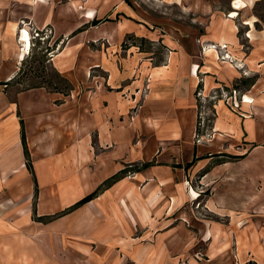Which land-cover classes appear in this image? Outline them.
<instances>
[{
  "label": "rangeland",
  "instance_id": "obj_1",
  "mask_svg": "<svg viewBox=\"0 0 264 264\" xmlns=\"http://www.w3.org/2000/svg\"><path fill=\"white\" fill-rule=\"evenodd\" d=\"M14 1L0 0V18L16 14L18 54L24 29L32 47L8 85L11 95L24 96V167L14 181L0 167V264H264V62L247 64L250 31L264 30V2L231 18L232 0H221L225 12L212 22L181 0ZM254 19L259 26L249 27ZM229 21L241 55L231 44L203 40L206 28ZM8 25L0 22V36ZM26 94L49 101L47 118L64 116L63 142L93 150L69 149L66 167L49 165L59 151L32 122L30 141ZM246 95L255 100L248 107ZM246 122L256 125L254 139ZM246 171L259 181L241 178ZM42 174L45 190L67 194L53 214L38 211ZM31 181L28 203L16 194ZM99 188L98 197L74 207ZM250 192L258 205L240 199ZM121 226L130 236L98 244L99 230Z\"/></svg>",
  "mask_w": 264,
  "mask_h": 264
},
{
  "label": "crops",
  "instance_id": "obj_2",
  "mask_svg": "<svg viewBox=\"0 0 264 264\" xmlns=\"http://www.w3.org/2000/svg\"><path fill=\"white\" fill-rule=\"evenodd\" d=\"M236 1L237 0H232L229 3L230 10H237V8H235ZM242 1L247 6L237 10L236 12H238V15L246 13L248 16H250L251 13L253 12V9L257 6V3L262 2L264 0H242ZM18 2H19L18 0H16V2L14 1L15 5H18L17 4ZM181 2L186 4L191 9V11L196 15L206 16L210 18L212 22L220 21L221 15H223L225 12L224 10L219 9L218 7V4L221 3V0H181ZM29 3H30L29 0H27V4ZM10 5L7 7H10ZM230 12L233 13L234 11H230ZM29 15L30 14H27V17ZM14 17H17L16 14H5L3 18H0L1 23L10 24L5 28H3L2 36H0V167L5 168L4 172L11 173L10 178H8L9 181H14L15 178L18 177L19 165L24 167L23 166L24 161L20 159L21 156L20 126L18 120V107H19L18 103L20 100L22 104L23 101L22 99H20V97H24V96H20V95L18 96L17 93L11 95L10 94L11 89L8 88L7 85H2L3 83L11 82L13 78L16 76V73L18 71L19 54L17 47H15L13 44V35H14L13 32L16 30V28H14L13 26L14 24L18 23V19H15L16 21L12 20ZM253 21L254 23L258 22L257 19H254ZM234 27L235 26L232 25V21H229L228 23H226V25H222L219 28H216L215 26L208 27L206 28L205 34L202 35L203 40L216 42L217 44H224V43L231 44L239 51L238 53H236V55H241L242 52L237 47V44L239 43L238 41L239 39L234 30ZM249 27L251 26L249 25ZM5 31L7 32L5 33ZM250 35L248 36L249 37L248 39L253 47L251 49L250 57L247 60V64L252 68L255 65L254 63L256 60L264 62V30H260V31L251 30ZM207 67L209 68L212 66H207ZM230 71L232 70H229V72ZM224 76L226 77L225 73L223 74L222 77L224 78ZM5 87L8 88L7 91ZM26 102L27 105L21 107L23 114H25L24 118L27 121V129H28V135L30 141H31L32 132L30 133L29 126L30 123L32 122L33 124L36 123V125L40 127L41 130L40 132H43L38 134L46 133L48 135L49 137L48 139L50 140L49 148L59 152L61 151V153L58 152V154L55 157L58 160L53 162L48 161L49 165L61 161V164L58 163V166L66 167L67 158L72 157L71 152L70 154H68L67 150L69 149L71 151H76V152L78 151L91 152V150H93V147L92 146L89 147L88 143L67 144L63 142V139L61 138L60 135L64 134L66 131L65 129H63L64 126L62 124L64 116H61V114L58 112V114L55 115L53 118H51V116H49L50 118H47V114L50 112H48V110H45L44 105L47 102H49L48 100H45L43 97L39 95L26 94ZM72 118H75V115L73 113L65 117L66 120H70ZM79 128L83 133L84 126H80ZM255 128L256 125L251 124V122L248 123L246 122L245 131L247 132L248 137L250 139H254L253 137H254ZM258 128H261V126H258ZM71 131L73 132L72 129ZM72 134H74V132ZM62 172L63 173L65 172L64 168ZM61 175L62 173L59 174V176ZM245 176H247V178L250 179V183H253V181L254 182L259 181L258 174L256 172L255 173L253 171L242 172L241 178H244ZM39 181L41 184L40 197L38 201V211L40 215H48V214L56 213L59 209L67 205L66 192L61 194L58 191L56 192L52 190H45L46 186H44V184L42 185V183H45V180H43V174H42V178L40 175ZM48 181L49 180L47 179V182ZM50 181H55V178H52V180ZM16 182L20 183L21 181L17 179ZM57 182H60V179H57ZM2 189H3V179L2 177H0V191H2ZM256 194H257L256 192L255 193L250 192L248 196L242 194L240 199H243V197L250 198L252 199L250 206L258 205V196ZM32 195H33L32 181L27 186H23V188L20 189L16 194L17 197L22 196L23 197L22 199H26L28 203ZM129 213L130 212L128 210V214H127L128 219H129ZM122 216L124 220L125 218L124 208H123ZM100 231L103 230H99V233L96 235V241H98V244L100 246L115 245L116 243L121 242V240L124 239L125 237V233H127V235L130 236V229L128 228V230H125L124 226H121L113 230L110 234H106V235H102ZM109 239L111 242H109Z\"/></svg>",
  "mask_w": 264,
  "mask_h": 264
},
{
  "label": "bare ground",
  "instance_id": "obj_3",
  "mask_svg": "<svg viewBox=\"0 0 264 264\" xmlns=\"http://www.w3.org/2000/svg\"><path fill=\"white\" fill-rule=\"evenodd\" d=\"M38 1L39 2H44V0H38ZM246 6L247 5L242 0H237L236 3H235V8H237V10L242 9V8H244ZM236 16H238V12L234 11L231 14V17L235 18ZM89 17L93 18L94 14L91 13ZM246 24L250 25L251 27H253L254 26V21H249ZM13 27L17 28V24H14ZM21 41L23 43V50H21V52L19 53V57L18 58H19V61H24L26 59V56L29 54V51H30V49L32 47L31 34H30L28 29H24L23 30L22 36H21ZM228 58H230V56H228ZM244 102H245V105L248 107L251 104H253L255 102V100L252 97L246 95L245 98H244Z\"/></svg>",
  "mask_w": 264,
  "mask_h": 264
},
{
  "label": "trees",
  "instance_id": "obj_4",
  "mask_svg": "<svg viewBox=\"0 0 264 264\" xmlns=\"http://www.w3.org/2000/svg\"><path fill=\"white\" fill-rule=\"evenodd\" d=\"M262 2H264V1H262ZM262 2H258L257 3V5L258 4H261ZM97 21H95V24L97 25ZM256 26H259V21L256 23ZM17 77V76H16ZM16 79V78H15ZM65 79V78H64ZM65 81H67V79H65ZM68 82V81H67ZM10 83H12V82H7V83H4L5 85H10ZM70 88H71V90H72V87L70 86ZM57 91H60V90H57ZM61 92V91H60ZM22 144H23V148H24V153H25V156H26V160H27V166H28V168H30L31 169V167H32V164H31V160H30V152H29V148H28V144H27V139H26V133H25V127H24V123L22 122ZM151 165L152 164H145L144 165V169L146 168H149V167H151ZM106 183V182H105ZM104 183V184H105ZM113 183V182H112ZM111 183V184H112ZM110 184V185H111ZM109 185V186H110ZM108 186V187H109ZM99 190H100V188L99 189H97L94 193H92V194H90V195H88L87 197H85L84 199H82L81 201H79L74 207L75 208H77V207H80V206H82V205H84V204H87V203H89V202H91L92 200H94L96 197H98L99 196Z\"/></svg>",
  "mask_w": 264,
  "mask_h": 264
},
{
  "label": "built area",
  "instance_id": "obj_5",
  "mask_svg": "<svg viewBox=\"0 0 264 264\" xmlns=\"http://www.w3.org/2000/svg\"><path fill=\"white\" fill-rule=\"evenodd\" d=\"M226 47H227V46H226ZM226 47H225V48H226Z\"/></svg>",
  "mask_w": 264,
  "mask_h": 264
}]
</instances>
